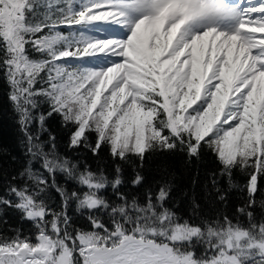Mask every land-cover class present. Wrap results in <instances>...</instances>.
<instances>
[{
  "label": "snow or ice",
  "instance_id": "obj_1",
  "mask_svg": "<svg viewBox=\"0 0 264 264\" xmlns=\"http://www.w3.org/2000/svg\"><path fill=\"white\" fill-rule=\"evenodd\" d=\"M0 72L25 156L0 171V225L13 210L35 230L0 234V264H264V0H0ZM53 114L69 148L107 147L111 175L59 152ZM205 149L218 199L220 178L247 193V224L183 220L163 176L143 200L121 190L124 165L141 186L155 154Z\"/></svg>",
  "mask_w": 264,
  "mask_h": 264
},
{
  "label": "trees",
  "instance_id": "obj_2",
  "mask_svg": "<svg viewBox=\"0 0 264 264\" xmlns=\"http://www.w3.org/2000/svg\"><path fill=\"white\" fill-rule=\"evenodd\" d=\"M67 33L68 29L61 27L59 29ZM9 86L2 72H0V149L6 150L0 152V171L14 174L24 164L25 156L21 141L23 133L20 125L17 123L18 116L8 99ZM41 111H47L46 103L41 105ZM50 131L56 136V144L60 153L68 156L73 160H79L87 163L93 170L104 168L106 173L111 175L114 163L109 154L107 147H104L98 156H94L91 151L84 147L72 149L68 147L69 136L72 126H64L61 117L53 114L47 121ZM35 130L36 125H32ZM42 139H47L45 133ZM95 135L90 136V140L94 141ZM12 157H16L15 160ZM187 157L182 153H157L150 157L146 163L143 174L146 177V183L141 186H133L131 180L134 176L133 166L124 165L125 184L122 191L129 195H135L141 200L144 199L146 189H156V182L163 176L165 179H171L173 184L171 196L166 202V207L172 209L178 217L188 220L194 224L201 221H215L227 215L233 222L247 224V218L240 214L237 209L245 202L247 193L240 191L238 188L229 189L227 178H220V187L226 191V201H220L217 194L209 184V174L218 173L221 165L217 161L215 155L205 149L200 160L193 159L190 164L185 163ZM167 165L168 171L163 172L161 168ZM62 179V178H61ZM233 181L236 184L243 185L246 183L245 175L238 170L233 173ZM69 187H75L70 184ZM111 195V189L105 193ZM260 194L257 195V199ZM199 207H194V203ZM74 209V206H73ZM77 226L86 225L87 221L84 217L79 216L74 210L72 212ZM257 218L262 215L260 210H256ZM6 224L0 225V234L12 236L14 233L11 229L21 227L24 234L31 235L34 229L29 222H21L18 213L8 210L5 214Z\"/></svg>",
  "mask_w": 264,
  "mask_h": 264
}]
</instances>
